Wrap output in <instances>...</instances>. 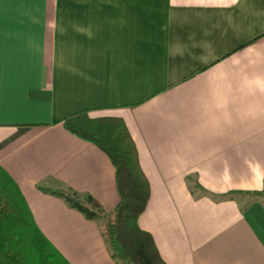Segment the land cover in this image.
<instances>
[{"label": "crops", "instance_id": "0c3cea01", "mask_svg": "<svg viewBox=\"0 0 264 264\" xmlns=\"http://www.w3.org/2000/svg\"><path fill=\"white\" fill-rule=\"evenodd\" d=\"M78 114L124 120L166 264H264V0H0V166L70 264H126L41 190L119 201Z\"/></svg>", "mask_w": 264, "mask_h": 264}, {"label": "trees", "instance_id": "16d2710c", "mask_svg": "<svg viewBox=\"0 0 264 264\" xmlns=\"http://www.w3.org/2000/svg\"><path fill=\"white\" fill-rule=\"evenodd\" d=\"M80 139L91 142L104 152L115 168L119 201L106 212L90 195L41 188L97 222L110 257L126 264H166L152 235L138 224L145 210L150 185L139 162L130 132L119 116L90 117L78 114L63 123ZM30 233L28 258L17 251L16 242ZM0 264H70L37 228L31 211L14 180L0 166Z\"/></svg>", "mask_w": 264, "mask_h": 264}, {"label": "rangeland", "instance_id": "374dc122", "mask_svg": "<svg viewBox=\"0 0 264 264\" xmlns=\"http://www.w3.org/2000/svg\"><path fill=\"white\" fill-rule=\"evenodd\" d=\"M30 233H26L22 237L18 239L16 242L17 245V251L21 254L24 255L26 258H28V250H29V237Z\"/></svg>", "mask_w": 264, "mask_h": 264}]
</instances>
